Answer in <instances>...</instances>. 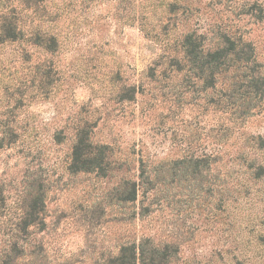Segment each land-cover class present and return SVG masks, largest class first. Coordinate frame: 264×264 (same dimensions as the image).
<instances>
[{
  "label": "rangeland",
  "instance_id": "1",
  "mask_svg": "<svg viewBox=\"0 0 264 264\" xmlns=\"http://www.w3.org/2000/svg\"><path fill=\"white\" fill-rule=\"evenodd\" d=\"M178 1L0 0V264H105L146 238L178 249L170 264H264V94L238 100L229 76L205 90L163 58L221 30L253 45L248 77L264 70V0ZM78 131L107 146L106 172H72ZM141 163L167 177L123 202Z\"/></svg>",
  "mask_w": 264,
  "mask_h": 264
},
{
  "label": "trees",
  "instance_id": "2",
  "mask_svg": "<svg viewBox=\"0 0 264 264\" xmlns=\"http://www.w3.org/2000/svg\"><path fill=\"white\" fill-rule=\"evenodd\" d=\"M40 1L42 0H27L26 9H34ZM181 2L170 0L165 6L166 11L169 14L175 12L178 7H182ZM2 27L5 38L9 41L19 39L22 34V29L13 19L9 20L5 27ZM207 32L203 33L196 30L184 32L178 39L177 47L172 55L163 57L166 68L176 74L186 69L191 81L194 82L193 84L201 82L205 90L219 88L222 92L220 81L227 76L232 77L233 81L230 80V84L225 85V89L232 94H239L238 100L244 103L246 102L241 93L242 88H244L245 96L252 95L253 98H256L258 95L264 94V70H255L249 77L243 71L255 62L253 45L229 32L221 30H209ZM243 78L246 81L241 84ZM252 141L255 142L258 150L264 152V138L256 137ZM1 146L0 143V148ZM72 155L74 157L73 167H70L72 172L99 175L106 172L111 164L107 146L94 143L90 135L83 131L76 133ZM184 160L186 165L181 170V177L188 175L195 177L193 175L198 173L199 165L196 161L189 160L186 163V159ZM160 163L151 169L141 163L138 168L139 174L136 176L138 181L121 179L119 185L122 189L121 201L135 202L142 184L151 186L149 190L158 196L159 188L167 177L163 165ZM252 168L253 163L249 165L248 169ZM255 171L256 177H259L263 173V168L257 166ZM171 176L177 178L178 173L175 175L172 173ZM177 255L178 249L175 246H170L167 242L156 243L151 238H146L139 243L120 245L117 254L107 260L105 264H170L173 259H177ZM198 264H211V261H201Z\"/></svg>",
  "mask_w": 264,
  "mask_h": 264
}]
</instances>
